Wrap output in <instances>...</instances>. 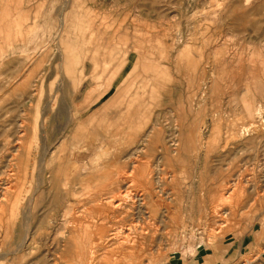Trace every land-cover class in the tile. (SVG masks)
<instances>
[{"label": "rangeland", "instance_id": "374dc122", "mask_svg": "<svg viewBox=\"0 0 264 264\" xmlns=\"http://www.w3.org/2000/svg\"><path fill=\"white\" fill-rule=\"evenodd\" d=\"M165 1L124 0L121 9L102 10L111 0H0V188L8 180L23 183L6 218L0 214V264H169L172 256L213 250L236 230L247 209L250 214L261 203L264 0L248 5L236 0L230 19L224 2L218 3L210 24L198 20L213 9L194 11L181 23H149L150 3L156 8ZM155 8L154 16H187L185 9ZM118 10L124 25L115 22ZM118 27L124 29L117 33ZM123 32V44H117ZM153 32H162L161 38L154 39ZM165 33L185 38L176 42ZM182 46L188 56H172ZM131 49L141 54V65L125 92L105 118L100 108L87 115L85 108L112 83L113 68ZM154 65L160 69L153 71ZM155 76L159 83L167 78L162 91L154 88ZM33 129L41 156L36 176L28 173L21 180L12 152L1 159L3 144L18 148L22 132L29 130V139ZM151 142L156 151L146 148ZM67 206L73 212L64 224ZM93 218L99 232L84 257L72 253L75 247L71 257L64 255L66 242H55L57 231L76 234ZM109 232L118 235L103 241ZM25 235L39 239L38 245L17 248Z\"/></svg>", "mask_w": 264, "mask_h": 264}, {"label": "crops", "instance_id": "0c3cea01", "mask_svg": "<svg viewBox=\"0 0 264 264\" xmlns=\"http://www.w3.org/2000/svg\"><path fill=\"white\" fill-rule=\"evenodd\" d=\"M221 2H224V6L228 8V14L230 19L232 9L236 8V0H166L164 5L156 8V3H150L148 7L149 14L147 15V17H149V23L151 24H173L181 23L183 20H191L193 18V12L199 9H213L211 15L209 14L208 16H199L200 21L198 20V22H206L207 24H210L211 22H213L215 14L214 9H216L219 6L218 3L221 4ZM123 5L124 0H111V2L106 4L104 2V4H102L100 8L103 10L104 8L111 6L121 9ZM154 8L159 10L161 8H165L166 10L185 9L187 12V16L184 18L178 17L177 13L164 15L160 13L159 15L154 16ZM116 16L117 19L115 22L120 25H124L126 21L125 15H121L118 10ZM225 18L226 15H224V19ZM156 28L157 26L155 27V29ZM121 29H124V27H118L117 33ZM161 34L162 32H153L152 37H154V39H160L161 37H159V35ZM164 36L165 38L173 37L172 40H175L176 42H179L180 40H183V38H185L184 36L174 37V35L170 33H165ZM117 37V44L122 45L123 40L125 39L124 32L120 33V35H117ZM168 45L170 44H167V46ZM187 50L188 49L186 47L182 46L177 49L176 52L173 51L174 53L172 54V56H188L189 53ZM140 56L141 54H138L132 49L129 53H127V56L124 54L123 60L120 62L118 61L117 67L113 68V71L115 70L116 73L112 83H109L99 95H94V98H92L90 104H88V106L85 108V111H87V115L94 114L96 110L100 108L101 117L105 118V113H108L106 112V110L113 106L115 102L114 100L120 99L118 95H121L122 92H125L129 83V79H131L132 76L134 77L135 73L140 68ZM131 57L133 58L130 59ZM152 69L153 71H157L160 68L158 66H155L152 67ZM119 79L120 81H118ZM154 80V88H156L155 90L158 89L162 91L163 89H165V85L162 84H166V77L159 78L161 83L158 82V77L156 76ZM114 81L115 83L118 82L116 86H114ZM125 103H127V101H125ZM106 117L109 118L108 114ZM152 145L153 144H149V146L147 147L150 152L156 151L155 146ZM125 151L129 152L131 151V149L128 148ZM124 162H128V160H124ZM124 166L131 167L133 166V164L126 163L124 164ZM213 248V250L204 249L202 252H196L192 256H172L169 264H240L241 259L243 257L248 256L254 257V259L252 260L253 264H264V197L261 199V203L258 204L250 214H248L247 209L236 230L230 233L222 242L215 243V245H213Z\"/></svg>", "mask_w": 264, "mask_h": 264}, {"label": "bare ground", "instance_id": "6f19581e", "mask_svg": "<svg viewBox=\"0 0 264 264\" xmlns=\"http://www.w3.org/2000/svg\"><path fill=\"white\" fill-rule=\"evenodd\" d=\"M251 2V0H245V3H246V5H248L249 3ZM251 4V3H250ZM94 34V33H93ZM236 55V54H235ZM238 55V54H237ZM191 56V55H190ZM216 56V55H215ZM189 58V57H188ZM191 58V57H190ZM220 58V57H219ZM231 58V57H230ZM236 58H237V56H236ZM252 58V57H251ZM224 59V58H223ZM233 59V58H232ZM231 59V60H232ZM230 60V61H231ZM198 61V60H197ZM250 61H252V59L250 60ZM191 62H193V60L191 61ZM233 62V61H232ZM247 62V61H246ZM194 63V62H193ZM187 64V63H186ZM195 64V63H194ZM199 64V63H198ZM197 63L195 64V65H198ZM190 66H192V65H190ZM196 68H197V66H196ZM194 70H195V68H194ZM193 70V71H194ZM190 71H192V68L190 69ZM190 71H189V73H190ZM108 72V71H107ZM192 73V72H191ZM192 75V74H191ZM195 84V83H194ZM48 100V99H47ZM137 100H138V98H137ZM134 101V100H133ZM139 101H141V100H139ZM49 102V101H48ZM60 102V101H59ZM137 102V101H136ZM47 103V102H46ZM51 103V102H50ZM49 103V104H50ZM228 103V102H227ZM46 105V104H45ZM51 105V104H50ZM244 109L246 110V111H248L249 110V106H248V92H247V97L244 99ZM46 106H48V105H46ZM54 106V105H53ZM58 106H59V104H58ZM50 109V108H49ZM139 109V108H138ZM48 111V110H47ZM127 112H129V111H127ZM125 115V114H124ZM126 115H127V113H126ZM128 115H130V112H129V114ZM166 115V114H165ZM47 116H48V114H47ZM43 117V116H42ZM157 117V116H156ZM167 117V116H166ZM125 118H127L126 116H125ZM129 118V117H128ZM151 118V117H150ZM160 118V117H159ZM41 119H43V118H41ZM153 119V118H152ZM168 121V120H167ZM110 122V121H109ZM156 122V121H155ZM177 122V121H176ZM157 123H158V121H157ZM147 124V123H146ZM166 124H168L167 122H166ZM157 125V124H156ZM193 125V124H192ZM167 126V125H166ZM177 126V125H176ZM156 127H158V126H156ZM184 127V126H183ZM182 127V128H183ZM74 128V127H73ZM167 128V127H166ZM30 129V128H29ZM245 129V128H244ZM246 129H248V128H246ZM161 129L159 128V131H160ZM27 131H29V130H25V131H23L22 132V137H19V146H18V148H17V146L15 147V148H11L10 147V145H11V142L9 143V141H5V143L3 144V152H2V154H3V156H2V158L1 159H3V158H5V159H7V156H6V154H10L11 152V154L13 155L12 157H13V160L14 161H16V159L19 161H17L18 163H19V165H17V167H16V165H15V167H16V171H17V173H19L20 175H19V177H20V179L22 180V178L24 179V177L26 178L27 177V174L29 173L30 175H31V177H35L36 176V166H37V160H38V158L41 156L40 155V151H39V145H38V135H36L35 134V131H34V129L31 131V138L29 137V139L27 138V136L29 135V133L28 134H26L27 133ZM26 132V133H25ZM150 132H151V130H150ZM153 132V131H152ZM161 132V131H160ZM190 132V131H189ZM247 132V131H246ZM21 133V132H20ZM97 133V132H96ZM192 133V132H191ZM17 134H19V132L17 133ZM75 134V133H74ZM95 134V133H94ZM154 134V133H153ZM79 136V135H78ZM177 136V135H176ZM150 137H152V136H150ZM174 137H175V134H174ZM144 139V138H143ZM148 139H149V137H148ZM169 139H170V137H169ZM172 139V138H171ZM17 140V139H16ZM137 140V139H136ZM176 140V139H175ZM4 141V140H3ZM144 141V140H143ZM149 141V140H148ZM17 142V141H16ZM30 143L32 144L31 146H30ZM143 143V142H142ZM149 143H150V141H149ZM175 143V142H174ZM173 143V144H174ZM264 143V142H263ZM151 144H152V142H151ZM176 144V143H175ZM174 144V145H175ZM179 144V143H178ZM144 145V144H143ZM151 146V145H150ZM153 146V145H152ZM155 146H157V144L155 145ZM179 146V145H178ZM146 147V146H145ZM148 147V146H147ZM146 147V148H147ZM165 147V146H164ZM168 147V146H167ZM166 147V148H167ZM132 148V147H131ZM144 148V147H143ZM165 148V149H166ZM169 148V147H168ZM148 149V148H147ZM50 150V149H49ZM146 150V149H145ZM154 150V149H153ZM176 150V149H175ZM9 151H11V152H9ZM57 151V150H56ZM52 153L54 152L55 153V151H51ZM60 152V151H59ZM58 152V153H59ZM126 152V151H125ZM143 152V151H142ZM145 152V151H144ZM143 152V153H144ZM167 152V150L165 151V153ZM177 152V151H176ZM56 154V153H55ZM132 154V153H131ZM168 154V153H167ZM176 154V153H175ZM174 154V155H175ZM74 155V154H73ZM146 155H147V152H146ZM53 156V155H52ZM51 156V157H52ZM59 156H60V154H59ZM140 156V155H139ZM11 157V158H12ZM129 157H131V156H129ZM45 158V157H44ZM139 158V157H138ZM145 158H147V157H145ZM12 160V159H11ZM11 160H8L9 161V163H11ZM41 160V159H40ZM127 160V159H126ZM133 160H135V159H133ZM77 161V160H76ZM130 161H132L131 159H130ZM139 161H141V160H139ZM149 161V160H148ZM42 163H43V161H41ZM40 162V163H41ZM15 163V162H14ZM13 163V164H14ZM140 163V162H139ZM141 163H142V161H141ZM13 164L12 165H8L9 167H12L13 166ZM16 164V163H15ZM137 164V163H136ZM4 165V164H3ZM42 165V164H41ZM142 165V164H141ZM144 165V164H143ZM7 166V165H6ZM81 166V165H80ZM55 167V166H54ZM65 167V166H64ZM144 171H146L148 168L146 167V164L144 165ZM157 167V166H156ZM43 168V167H42ZM58 168V167H57ZM147 168V169H146ZM10 169V168H9ZM13 169V168H12ZM11 169V170H12ZM37 169H39V168H37ZM54 169V168H53ZM64 169V168H63ZM88 169V168H87ZM41 170H43V169H41ZM40 170V171H41ZM142 170V169H141ZM40 171H39V173H40ZM68 171H70V170H68ZM89 171V170H88ZM148 171H149V169H148ZM143 173V172H142ZM145 173V172H144ZM151 173V172H150ZM16 174V173H15ZM51 174V173H50ZM89 174V173H88ZM147 174H149V172H147ZM12 175H13V173H12ZM12 175H10V176H12ZM42 175V174H41ZM40 175V176H41ZM62 175V174H61ZM67 175V174H66ZM9 176V177H10ZM37 176H39V175H37ZM80 176H82V175H80ZM141 176V175H140ZM147 176V175H146ZM149 176V175H148ZM13 177V176H12ZM43 177V176H42ZM41 177V178H42ZM57 177V176H56ZM59 177H61V176H59ZM124 177V176H123ZM145 177V176H144ZM151 177H152V175H151ZM151 177L149 178V177H147V178H149V179H151ZM16 178V177H15ZM14 178V179H15ZM17 178H18V174H17ZM16 178V179H17ZM39 178V177H38ZM169 178V177H168ZM13 179V178H12ZM13 179V180H14ZM15 179V180H16ZM37 179V178H36ZM50 179V178H49ZM64 179V178H63ZM79 179V178H78ZM77 179V180H78ZM146 179V178H145ZM148 179V182L150 181ZM25 180V179H24ZM31 180V179H30ZM61 180V179H60ZM159 180V179H158ZM6 181V180H5ZM11 181V180H10ZM27 181H29V180H27ZM56 181H57V179H56ZM55 181V182H56ZM24 182V181H23ZM41 182V181H40ZM84 182V181H83ZM152 182V181H151ZM150 182V183H151ZM57 183H58V181H57ZM67 183V182H66ZM133 183V182H132ZM23 183H22V181H19V179H18V181L17 182H15V183H13V182H11V183H9V180H8V182L7 183H5L4 184V186H3V188H0V214L1 215H3V216H5L4 217V219L6 218V216L7 215H5V214H7L6 213V211H7V209L10 207V206H12L11 204H12V200L14 201V199H16V197H17V195H19V194H21L22 193V190H23V185H22ZM37 185H38V182L36 183ZM42 184V183H41ZM59 184V183H58ZM63 184H64V182H63ZM156 184V183H155ZM168 184V183H167ZM118 185V184H117ZM235 185V184H234ZM154 186V185H153ZM40 187V186H39ZM62 187V185L60 186V188ZM69 187V186H68ZM82 187V186H81ZM52 188V187H51ZM50 188V189H51ZM64 188H67V187H65L64 186ZM84 188H85V186H84ZM113 188H115V187H113ZM231 188V187H230ZM34 189V188H33ZM36 189H38V188H36ZM229 189V188H228ZM58 190V189H57ZM66 190V189H65ZM111 190L113 191V189L111 188ZM116 190V189H115ZM144 190V189H143ZM174 190V189H173ZM225 190H227V188L225 189ZM39 191V190H38ZM230 191H231V189H230ZM35 192V191H34ZM33 192V193H34ZM37 192V191H36ZM66 192V191H65ZM39 193V192H38ZM227 193V192H226ZM230 193V192H229ZM229 193H227V194H229ZM37 194V193H36ZM76 194H78V193H76ZM99 195V194H98ZM161 195V194H160ZM128 196V195H127ZM133 196V195H132ZM93 197V196H92ZM96 197V196H95ZM94 197V198H95ZM136 197V196H135ZM99 198V197H98ZM97 198V199H98ZM100 199H101V197H100ZM53 200V199H52ZM60 200V199H59ZM93 200V199H92ZM99 200V199H98ZM102 200H103V198H102ZM137 200V199H136ZM18 201V200H17ZM95 201V200H94ZM142 201V199L141 198H139L138 200H137V203L136 204H138L137 206H139L140 205V203H142L141 202ZM79 202V201H78ZM100 202V201H99ZM30 203V202H29ZM33 203V202H32ZM96 203H97V201H96ZM101 203H103V202H101ZM105 204V203H104ZM37 205V204H36ZM70 205V204H69ZM71 206V205H70ZM75 206V205H74ZM102 206V205H101ZM134 206V205H133ZM103 207V206H102ZM13 208V207H12ZM15 208V207H14ZM35 209H36V207H34ZM74 208V207H73ZM103 209V208H102ZM119 209V208H118ZM135 209V208H134ZM99 210V209H98ZM97 210V211H98ZM106 210V209H105ZM141 210V209H140ZM11 211V210H10ZM14 211V210H13ZM13 211H12V213H13ZM16 211V210H15ZM34 211V210H33ZM107 211V210H106ZM139 211V210H138ZM19 212H20V210H19ZM71 212H73L70 208H68V206L67 207H65V209H64V211H63V215H61V218H63V220H62V222L64 223V224H69V222H70V215H71ZM83 212V211H82ZM107 213H108V211H107ZM20 214V213H19ZM73 214V213H72ZM81 214V213H80ZM84 214V213H83ZM86 214V213H85ZM142 214V213H141ZM0 215V216H1ZM12 215V214H11ZM11 215H10V217H11ZM53 215V214H52ZM91 215V214H90ZM89 215V217L91 218V216ZM93 215V214H92ZM100 215V214H99ZM72 216V215H71ZM79 216V215H78ZM101 216V215H100ZM84 217V216H83ZM99 217V216H98ZM97 217V218H98ZM147 217V216H146ZM12 218H14V216H12ZM11 218V219H12ZM81 218H82V216H81ZM101 218V217H100ZM99 218V219H100ZM140 218V217H139ZM0 219H3V218H0ZM14 219H16V218H14ZM223 219V218H222ZM13 220V219H12ZM17 220V219H16ZM81 220V219H80ZM90 220H92V219H90ZM139 220V219H138ZM144 220V219H143ZM153 220V219H152ZM73 221V220H72ZM103 221H104V219H103ZM9 222V221H8ZM51 222V221H50ZM61 222V223H62ZM89 222V221H88ZM88 222H86L85 224H81L80 226H78L77 228H76V230H77V233L76 234H73L72 232H69V234H67L66 236H65V234H64V232H60L61 230H59V231H57L58 232V234L59 235H56L57 236V238L55 239V242H57V240H58V238L60 239V240H62V239H65V248H66V250H65V254L64 255H66L67 254V256H70V252L73 250L72 249V247H75V248H77V250H73L72 251V253H74V252H76V254H75V256L77 255V257L81 260L82 259V257H84V255H85V251H86V247L89 245L88 243L90 242V240H91V238H95V233H97V232H99V230H98V228H97V225L99 224L98 223V221H96V219L95 218H93V222L92 223H88ZM102 222V221H101ZM121 222V221H120ZM126 222V221H125ZM133 222V221H132ZM160 222V221H159ZM27 223V222H26ZM49 223V222H48ZM73 223V222H72ZM13 224H14V221H13ZM40 224H41V222H40ZM51 224V223H50ZM103 224V223H102ZM120 224V223H119ZM134 224V223H133ZM167 224V223H166ZM1 225V224H0ZM125 225V224H124ZM158 225V224H157ZM132 226V225H131ZM51 227V226H50ZM52 227H54V226H52ZM62 227V226H61ZM64 227V226H63ZM70 227V226H69ZM124 227V226H123ZM136 227V226H135ZM134 227V228H135ZM58 228H60V225L58 226ZM72 228V227H71ZM11 229V228H10ZM38 229H40V228H38ZM61 229H63V228H61ZM75 229V228H74ZM4 230V229H3ZM52 230V229H51ZM65 230V229H64ZM70 230V229H69ZM75 230V231H76ZM128 230V229H127ZM50 231V230H49ZM63 231V230H62ZM28 232V231H27ZM38 232H39V230H38ZM204 232V231H203ZM26 233V232H25ZM109 233H111V232H109ZM133 234H135L134 233V231L132 232ZM145 233V232H144ZM147 233V232H146ZM145 233V234H146ZM129 234H130V232H129ZM148 234H150V232L148 233ZM32 235V234H31ZM30 235V236H31ZM50 236H49V238L51 237V236H54L53 234L51 235V234H49ZM118 235V233H111V236L110 235H105V236H103L102 238H103V241L105 240L106 241V239L108 240V241H112L113 239H115L116 238V236ZM142 236H143V234H142ZM28 237H29V235H25V236H21V238H22V240H23V242L20 240V239H18V243H17V245H16V247L17 248H24V247H26L27 246V249H28V247H30L31 245H33V244H37V242H38V240H36V239H33L32 237H29V240H28ZM130 237V236H129ZM155 237V236H154ZM48 238V237H47ZM145 237H143V239H144ZM149 238V237H148ZM142 239V238H141ZM153 239V238H152ZM151 239V240H152ZM31 240V243L29 242ZM53 240V239H52ZM95 240H97V239H95ZM21 241V242H20ZM54 241V240H53ZM98 241H99V239H98ZM102 241V240H101ZM58 242H59V240H58ZM126 242V241H125ZM153 242V241H152ZM61 243V242H60ZM104 243V242H103ZM108 243V242H107ZM106 243V244H107ZM27 244V245H26ZM52 244V243H51ZM55 243L53 242V245H54ZM62 244V243H61ZM102 244V243H101ZM38 245V244H37ZM94 245H95V243H94ZM108 245V244H107ZM140 245H141V243H140ZM58 246H59V243H58ZM96 246V245H95ZM138 246V245H137ZM39 247V246H38ZM47 247V246H46ZM108 247V246H107ZM42 248V247H41ZM40 248V249H41ZM58 248V247H57ZM74 248V249H75ZM93 248V247H92ZM102 248V247H101ZM130 248V247H129ZM19 249H18V251H19ZM30 249V248H29ZM28 249V250H29ZM100 249V248H99ZM63 250V249H62ZM21 251V250H20ZM91 251V250H90ZM51 252V251H50ZM32 253V252H31ZM149 254V253H148ZM47 255V254H46ZM45 255V256H46ZM55 255V254H54ZM57 255V254H56ZM62 255V254H61ZM49 256V255H48ZM58 256V255H57ZM56 256V257H57ZM60 256V255H59ZM74 256V255H73ZM91 256V255H90ZM47 257V256H46ZM51 257V256H50ZM49 257V258H50ZM71 257V256H70ZM70 257H69V259H70ZM76 257V258H77ZM43 258H44V256H43ZM60 258V257H59ZM67 258V257H66ZM41 259V258H40ZM53 259V258H52ZM68 258H67V260H69ZM73 259H75V258H73ZM72 259V260H73ZM152 259V258H151ZM59 260H61V258L59 259ZM66 260V259H65ZM66 260V261H67ZM103 260V259H102ZM20 261V260H19ZM40 261V260H39ZM62 261H64V258L62 259ZM69 261H71V260H69ZM69 261H68V263H69ZM128 261V260H127ZM47 263H48V261H46ZM55 262V261H54ZM83 262V261H82ZM81 261H80V263H82ZM50 263V262H49ZM57 263V262H56ZM44 264H46L45 262H44ZM59 264V263H58ZM70 264V263H69ZM75 264V263H74ZM83 264H87V263H83Z\"/></svg>", "mask_w": 264, "mask_h": 264}, {"label": "built area", "instance_id": "2783aa9c", "mask_svg": "<svg viewBox=\"0 0 264 264\" xmlns=\"http://www.w3.org/2000/svg\"><path fill=\"white\" fill-rule=\"evenodd\" d=\"M240 264H253V261H251V262H241Z\"/></svg>", "mask_w": 264, "mask_h": 264}]
</instances>
